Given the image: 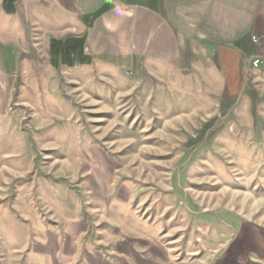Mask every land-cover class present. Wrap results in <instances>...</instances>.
<instances>
[{"label":"rangeland","instance_id":"1","mask_svg":"<svg viewBox=\"0 0 264 264\" xmlns=\"http://www.w3.org/2000/svg\"><path fill=\"white\" fill-rule=\"evenodd\" d=\"M68 22L26 24L0 92V264H264V72L92 56Z\"/></svg>","mask_w":264,"mask_h":264},{"label":"crops","instance_id":"2","mask_svg":"<svg viewBox=\"0 0 264 264\" xmlns=\"http://www.w3.org/2000/svg\"><path fill=\"white\" fill-rule=\"evenodd\" d=\"M39 20L48 26L73 21L92 56L183 66L209 57L227 75L264 72V0H0V92L8 89L26 24Z\"/></svg>","mask_w":264,"mask_h":264},{"label":"built area","instance_id":"3","mask_svg":"<svg viewBox=\"0 0 264 264\" xmlns=\"http://www.w3.org/2000/svg\"><path fill=\"white\" fill-rule=\"evenodd\" d=\"M259 63H260V60L259 59L253 60V65L257 66Z\"/></svg>","mask_w":264,"mask_h":264}]
</instances>
